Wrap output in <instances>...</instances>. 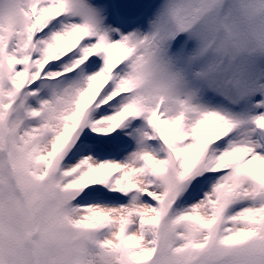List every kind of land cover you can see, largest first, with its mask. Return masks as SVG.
Masks as SVG:
<instances>
[{
    "label": "snow or ice",
    "instance_id": "6c2138e0",
    "mask_svg": "<svg viewBox=\"0 0 264 264\" xmlns=\"http://www.w3.org/2000/svg\"><path fill=\"white\" fill-rule=\"evenodd\" d=\"M0 264H264V0H0Z\"/></svg>",
    "mask_w": 264,
    "mask_h": 264
}]
</instances>
